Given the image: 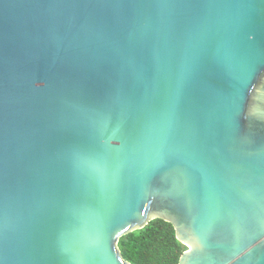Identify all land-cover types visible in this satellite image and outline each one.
<instances>
[{
    "label": "water",
    "instance_id": "95a60500",
    "mask_svg": "<svg viewBox=\"0 0 264 264\" xmlns=\"http://www.w3.org/2000/svg\"><path fill=\"white\" fill-rule=\"evenodd\" d=\"M264 264V0H0V264Z\"/></svg>",
    "mask_w": 264,
    "mask_h": 264
},
{
    "label": "trees",
    "instance_id": "16d2710c",
    "mask_svg": "<svg viewBox=\"0 0 264 264\" xmlns=\"http://www.w3.org/2000/svg\"><path fill=\"white\" fill-rule=\"evenodd\" d=\"M118 247L130 264H179L187 251V247L178 241L172 224L160 219L123 236Z\"/></svg>",
    "mask_w": 264,
    "mask_h": 264
}]
</instances>
